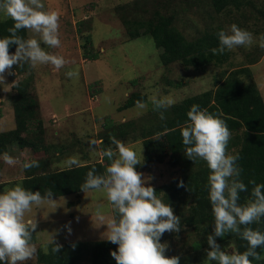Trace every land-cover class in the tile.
Listing matches in <instances>:
<instances>
[{"label": "rangeland", "instance_id": "1", "mask_svg": "<svg viewBox=\"0 0 264 264\" xmlns=\"http://www.w3.org/2000/svg\"><path fill=\"white\" fill-rule=\"evenodd\" d=\"M134 0H43L46 9L59 14V34L61 46L48 48L49 51L63 55L67 61L63 68L56 69L50 64H37L25 73L15 67L12 74L7 71L5 84L0 85V106L3 116L0 117V132L10 130L16 126L12 105V96L16 93L14 85L25 76H32V92L39 97L45 110L47 123L46 142L69 143L65 152L58 150L52 156L61 166L69 165V159L74 158L77 164L101 159L98 150L102 138L100 131L104 117L112 116L116 121L139 118L147 114L151 107L152 96H167L174 102H179L188 96L201 93L211 88L215 76L223 70L230 71L239 66L251 67V80L255 81L264 96V48L259 47L258 39L264 33V0H242L241 8L233 5L216 12L210 0H172L168 10L164 12L176 13V25L189 37L202 35L210 27L223 25L224 27L236 23L241 28L249 30L254 36V42L249 46H237L231 51L230 63L222 66L210 65L206 71H197L182 64L162 67L160 53L150 36H140L128 39L126 29L116 13L118 5ZM2 18H9L0 14ZM79 27L84 30L81 33ZM28 36L39 39V34L28 29ZM91 34L93 46H88L100 53L97 60L85 59V36ZM255 57L254 63L249 60ZM69 69L77 73L74 77L66 76ZM137 79L135 84L131 80ZM172 81L173 84H169ZM181 83V85H179ZM134 91L147 95L144 101L147 107L140 110L133 107L119 111L118 107ZM173 102V103H174ZM96 145H90V141ZM52 143V144H51ZM129 144L143 159L145 147L143 141L137 140ZM58 146V145H56ZM9 155L15 158L14 164H7L0 157V183L5 181H19L25 175L23 163L26 160L46 158L48 152L41 150L21 149L14 145L9 148ZM142 179L154 188L164 183L172 182L180 175V166L171 164L170 157L164 162H155L141 171ZM8 185L7 187H10ZM52 204L46 206L33 205L31 211L26 212L25 219L37 221L35 229L39 246L47 248L50 242L58 241H92L106 239L107 221L115 218L118 213L111 206L106 194L90 190L53 197ZM102 205L104 219L96 215L97 206ZM72 229L68 232L66 225ZM186 230V229H185ZM169 232L161 242H167V256H180V264H214L208 261L206 246L199 250H192L191 245L196 238L195 233L183 230L178 234ZM53 236V241H52ZM227 252H236L232 242H220ZM168 249V248H167ZM166 249V251H167ZM37 252V251H36ZM22 263L38 264L36 253ZM7 264V261L3 262ZM79 264H91L89 259H83Z\"/></svg>", "mask_w": 264, "mask_h": 264}, {"label": "trees", "instance_id": "2", "mask_svg": "<svg viewBox=\"0 0 264 264\" xmlns=\"http://www.w3.org/2000/svg\"><path fill=\"white\" fill-rule=\"evenodd\" d=\"M171 1L134 0L118 5L116 13L126 29L127 38L150 36L156 46L162 49L160 53L162 67L182 64L197 71H206L210 65L222 66L230 63V50H226L223 54L211 52V48L219 45L216 33L225 27L223 25L210 27L202 35L195 38L189 37L176 25V13L163 11V8L168 10ZM210 1L216 12H224L232 5L239 9L242 5V0ZM13 25L12 18L4 19L0 15V37L11 35L8 29ZM83 30L79 27L81 33ZM17 34L29 38L28 29H20ZM88 46H93L90 33L85 36L83 56L88 60L100 59V53ZM15 47L13 45L10 52L14 51ZM255 60V57H250L247 61L254 63ZM15 67H19L20 73H25L31 69V64L22 62L21 65H13V69ZM252 74L251 67L247 65L230 71L223 70L215 76L211 88L174 102L166 109L153 110L151 105L147 114L124 121H116L112 116H105L100 131L103 143L97 145L101 159L68 167L61 166L57 160L55 163L52 154L56 155L58 150L65 152L70 148L69 143H53L51 147L46 142L47 123L43 103L32 92V76H25L14 85L16 93L12 96V105L16 126L0 132V153H9L10 146L16 145L21 149L29 148L34 153L44 150L48 154L46 158L42 156L37 159L38 167L25 169V175L20 182L0 183V191L19 183L26 189L40 190L42 194L45 190L51 189L54 192L53 197L81 192L83 190L80 189V185L84 182L89 169L95 167L98 173H103L107 167L109 161L102 152L111 144L110 135H114L125 143L141 139L145 151L141 163L136 165L137 171L141 172L155 162H164L167 157H170L172 165L180 166L179 176L172 182L155 187V190L165 203L173 206L174 213L181 217L180 231L195 233L196 238L192 242L191 249L196 251L204 248L208 246L207 236L214 230V216L206 187L210 169L204 160L197 159L194 162L185 155L180 126L188 119L187 112L193 104H198L201 108H207L209 112L221 116L231 132L227 151L239 154L238 164L242 169L240 178L248 185V191L240 193L239 202L244 203L250 197L253 188L249 181L264 183V96L257 83L251 80ZM136 81L137 79L131 80L132 84ZM169 84H173L172 81ZM138 100L147 101L148 97L143 92L134 91L118 107V110L133 107ZM160 111L165 113L166 118L163 120L160 118ZM2 112V106H0V117L3 116ZM181 180L183 186H178ZM8 185L11 186L7 187ZM250 227L264 232V217ZM168 233L166 231L163 234L161 241ZM173 234L178 232L172 233V237ZM216 239L218 243L232 242L239 252L246 250L248 243L235 233H226L224 237ZM37 240L36 232H34L32 242L36 243ZM54 243L61 245L57 252L52 251L55 247ZM54 243L50 242L47 245V251L43 246L37 248L38 264H79L86 258L91 264H117L111 252L118 250V245L107 239L64 243L54 241ZM168 250L173 251L171 247H168L166 253ZM257 251L261 256L259 260H253V264H264V248H258Z\"/></svg>", "mask_w": 264, "mask_h": 264}, {"label": "clouds", "instance_id": "3", "mask_svg": "<svg viewBox=\"0 0 264 264\" xmlns=\"http://www.w3.org/2000/svg\"><path fill=\"white\" fill-rule=\"evenodd\" d=\"M0 14L14 21L8 29L11 35L0 37V85L5 84L4 73L12 74L13 65H21L22 62L33 67L50 64L56 69L66 65L63 55L48 50L61 46L59 14L46 9L43 0H0ZM20 29L39 34V39L18 35ZM216 35L219 45L211 48L213 54H223L226 50L254 42L253 34L236 23L220 29ZM42 43L48 48L42 47ZM258 44L264 48V33L260 35ZM13 45L15 50L10 52ZM65 74L68 77L77 75L74 69ZM150 99L153 110L157 111L170 107L174 102L167 96H152ZM136 107L143 110L147 104L138 100ZM159 114L162 120L166 118L164 111ZM187 118L180 126L185 155L194 162L204 160L210 169L206 187L214 216V230L207 236L210 247L205 250L206 260L217 264H253V260H259L261 256L257 249L264 248V232L250 227L264 217V183L250 180L253 185L251 195L240 203V193L248 191V185L240 178L239 154L227 151L231 132L226 123L219 114L198 104L190 107ZM109 139L111 144L102 152L109 161L107 167L103 173H98L95 167L89 169L80 189L85 193L90 190L103 192L118 213L105 223L106 239L118 245V250H113L111 256L117 264H180V256L166 255L168 244L161 242V238L166 231L181 230V217L174 213L170 203H165L157 195L152 185L142 179L143 174L136 169V165L141 163L137 152L114 135ZM90 143L95 145L96 141ZM0 157L10 165L16 162L7 152L0 153ZM68 163L73 165L78 161L72 158ZM38 166L39 161L35 159L23 163L24 169ZM178 186H183L182 180ZM53 196L51 189L42 194L40 190L26 189L19 183L0 191V264L5 261L7 264H22L33 257L37 251L32 242L37 221L26 220L25 214L33 205L52 204L57 200ZM102 207L96 208V215L101 220L104 219ZM66 227L71 233L70 224ZM226 233L238 234L246 240V250L229 253L222 248L216 238L224 237ZM54 245L52 251L57 252L61 245Z\"/></svg>", "mask_w": 264, "mask_h": 264}]
</instances>
